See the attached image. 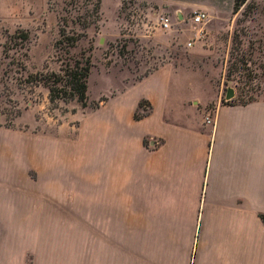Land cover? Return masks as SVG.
I'll return each instance as SVG.
<instances>
[{
	"label": "rangeland",
	"instance_id": "374dc122",
	"mask_svg": "<svg viewBox=\"0 0 264 264\" xmlns=\"http://www.w3.org/2000/svg\"><path fill=\"white\" fill-rule=\"evenodd\" d=\"M161 1L101 0L97 28L90 27L69 51L70 57L89 56L93 65L88 106L81 108L76 102L51 104L48 90L29 84L28 75L59 73L66 58L54 48L59 19L82 11L85 0H0V146L7 141L14 162L12 214L0 217V264H165L149 236L90 234L81 207L89 152L100 153L108 111L126 108L142 94L132 81L165 64L180 69L171 80L175 103L187 98L204 104L217 87L222 100L227 88L234 89V100H264V0H248L235 14L217 16L211 10L208 21L195 28L179 17L184 13L188 23L195 8L183 2L161 12ZM209 4L215 9L218 0ZM160 15L170 17V31L158 27ZM22 33L28 42L21 43ZM189 41L193 45L186 48ZM232 66L236 70L228 73ZM101 99L108 100L105 107L101 102L93 109ZM43 161L64 165L56 180L68 185L76 209L49 203L48 197L39 202ZM54 178L46 171V182ZM133 223L126 218L125 229H134Z\"/></svg>",
	"mask_w": 264,
	"mask_h": 264
},
{
	"label": "crops",
	"instance_id": "0c3cea01",
	"mask_svg": "<svg viewBox=\"0 0 264 264\" xmlns=\"http://www.w3.org/2000/svg\"><path fill=\"white\" fill-rule=\"evenodd\" d=\"M209 1L162 0L158 11L184 2L208 16L211 10L217 16L232 12L234 0H218L215 9ZM179 70L165 64L132 81L142 94L105 116L100 153L89 152L85 166L81 207L90 234L149 236L165 264H264V100L226 105L217 87L204 104L187 98L175 103L171 80ZM141 100L147 116L135 121ZM210 104L216 113L206 125L203 112ZM4 144L0 217L11 216L14 193L13 153ZM62 166L39 164V202L48 197L71 211L77 200L56 180ZM46 171L53 182L44 180ZM126 218L134 219V229H125Z\"/></svg>",
	"mask_w": 264,
	"mask_h": 264
},
{
	"label": "trees",
	"instance_id": "16d2710c",
	"mask_svg": "<svg viewBox=\"0 0 264 264\" xmlns=\"http://www.w3.org/2000/svg\"><path fill=\"white\" fill-rule=\"evenodd\" d=\"M248 0H234L232 13H237ZM82 11H76V13L67 12L66 16L59 19V31L58 38L55 41L54 48L57 52H61L66 56L62 61L59 68V73L46 74L43 72H37L35 74L28 75V83L32 86H44L48 90L49 102L53 105L62 102L68 104L76 102L81 108L88 106V78L92 68L91 58L89 56L80 55L79 57H70L69 51L75 48L76 44L87 35V30L90 27L97 28V24L100 21V4L101 0H85ZM70 24L75 29L70 28ZM22 42H28L29 36L27 33H22ZM21 45V44H20ZM24 48V45H21ZM27 50V49H26ZM4 52H8V47L5 46ZM235 67L232 66L228 73L235 71ZM230 76L227 75V82L230 80ZM107 99H101L97 104L93 105V109H97L101 102L105 103ZM238 101V102H237ZM256 100L231 99L229 101L222 100L226 105H241L245 106ZM146 105V101L141 100L138 104L137 111L143 109ZM136 111V112H137ZM135 112L134 120L139 121L147 114L138 115ZM264 222V216H260Z\"/></svg>",
	"mask_w": 264,
	"mask_h": 264
},
{
	"label": "built area",
	"instance_id": "2783aa9c",
	"mask_svg": "<svg viewBox=\"0 0 264 264\" xmlns=\"http://www.w3.org/2000/svg\"><path fill=\"white\" fill-rule=\"evenodd\" d=\"M187 19L185 18H181L180 22L182 24H189L192 28L198 27V26H202L205 24V22L208 21V15L200 10H195L193 11V15L190 17V19L188 20V23L186 21ZM158 27L164 31H170L172 28V22L170 17L166 16V15H160L158 20ZM200 35L197 36L196 40H199ZM193 45L192 41H189L186 43V48H191ZM216 113V108H208L205 113H204V123L206 125H212L214 123V115ZM148 145V144H147ZM149 145L151 147H154L155 145V141L154 140H150Z\"/></svg>",
	"mask_w": 264,
	"mask_h": 264
},
{
	"label": "water",
	"instance_id": "95a60500",
	"mask_svg": "<svg viewBox=\"0 0 264 264\" xmlns=\"http://www.w3.org/2000/svg\"><path fill=\"white\" fill-rule=\"evenodd\" d=\"M235 96V92L233 88H227L226 92H225V100L229 101L231 99H233Z\"/></svg>",
	"mask_w": 264,
	"mask_h": 264
}]
</instances>
